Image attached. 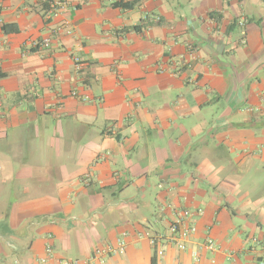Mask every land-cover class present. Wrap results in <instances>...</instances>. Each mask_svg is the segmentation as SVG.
I'll use <instances>...</instances> for the list:
<instances>
[{"label":"crops","instance_id":"1","mask_svg":"<svg viewBox=\"0 0 264 264\" xmlns=\"http://www.w3.org/2000/svg\"><path fill=\"white\" fill-rule=\"evenodd\" d=\"M91 258L264 264V0H0V264Z\"/></svg>","mask_w":264,"mask_h":264},{"label":"built area","instance_id":"2","mask_svg":"<svg viewBox=\"0 0 264 264\" xmlns=\"http://www.w3.org/2000/svg\"><path fill=\"white\" fill-rule=\"evenodd\" d=\"M91 0H80V3L86 4ZM49 4V13L53 14L54 16L58 15L65 7L67 0H45ZM60 30L55 31V34H59ZM51 44V39H44L39 42L36 47L37 48H48ZM189 50H193L190 48ZM74 63L78 70H82L83 68V61L79 57L74 58ZM201 213V212H198ZM193 214L188 211H182L179 216L170 224L169 233L166 237L161 238H152L151 244L155 247L156 255L158 257H163L170 246L176 247L180 251L187 250V242L190 237L195 234L196 227L191 225L189 221L193 218ZM208 248L212 249L214 247V243L212 240H208L207 242ZM100 250L95 251V257L101 256ZM47 253L51 254L52 250L50 248L47 249ZM193 257L195 260L198 259V254L193 253ZM94 259V257H92ZM92 258L85 264H91ZM45 261V260H44ZM43 261V262H44ZM198 261V260H197ZM49 260H47V263ZM58 264H82L78 260L69 261V260H61Z\"/></svg>","mask_w":264,"mask_h":264},{"label":"trees","instance_id":"3","mask_svg":"<svg viewBox=\"0 0 264 264\" xmlns=\"http://www.w3.org/2000/svg\"><path fill=\"white\" fill-rule=\"evenodd\" d=\"M45 6L48 7L49 9V4L47 2H45ZM114 6L118 8H122V9H130L133 7L132 3L130 4V3H125V2H118L114 4ZM144 26H145L144 24L141 26H136V27H133L131 30L136 31V32H141Z\"/></svg>","mask_w":264,"mask_h":264},{"label":"rangeland","instance_id":"4","mask_svg":"<svg viewBox=\"0 0 264 264\" xmlns=\"http://www.w3.org/2000/svg\"><path fill=\"white\" fill-rule=\"evenodd\" d=\"M62 148H63V149H65V147H64V146H62ZM2 152H3V153H5V152H6V150H3V151H1V153H2Z\"/></svg>","mask_w":264,"mask_h":264}]
</instances>
